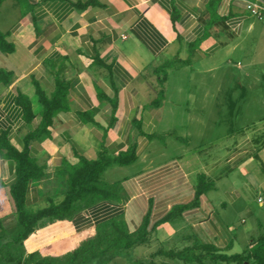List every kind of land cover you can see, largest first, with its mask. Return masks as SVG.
<instances>
[{
	"label": "crops",
	"instance_id": "obj_1",
	"mask_svg": "<svg viewBox=\"0 0 264 264\" xmlns=\"http://www.w3.org/2000/svg\"><path fill=\"white\" fill-rule=\"evenodd\" d=\"M245 1L0 3V32L14 46L12 53L0 50V70L11 77L0 86V135L23 150L40 122L33 83L47 96L56 73L68 84L67 109L56 114L50 137L28 144L42 176L29 183L26 207L58 199L77 155L94 160L101 151L114 157L129 148L136 154L133 164L103 173L115 200L83 207L67 220L45 219L13 245L6 231L15 223L9 195L15 165L0 157L2 263L16 257L18 264L19 255L34 252L68 256L60 233L118 219L129 234L146 225L147 242L133 249L140 251L137 260L198 242L240 257L204 264H257L254 255L264 256L258 245L264 240V20L248 15ZM155 70L166 73L162 87ZM19 95L31 101L29 124ZM177 207L184 208L179 216L156 225ZM41 239L47 243L33 248ZM152 262L186 264L162 256ZM108 264L132 263L118 257Z\"/></svg>",
	"mask_w": 264,
	"mask_h": 264
},
{
	"label": "trees",
	"instance_id": "obj_2",
	"mask_svg": "<svg viewBox=\"0 0 264 264\" xmlns=\"http://www.w3.org/2000/svg\"><path fill=\"white\" fill-rule=\"evenodd\" d=\"M3 0H0V3ZM200 40H198L199 42ZM0 50L5 53H12L14 46L6 40V34L0 32ZM158 76V84L162 87L166 79L165 71L160 75L159 70H155ZM10 74L0 70V86H6L10 82ZM37 103L40 106V122L37 127L31 130L24 138V149L17 150L8 140L7 133L0 135V157L11 160L15 165V183L9 189V195L14 208L15 223L12 229V240L10 245L21 243L34 233L40 226L41 221H62L70 219L77 211L83 207L96 204L103 200H115L116 192L112 186L103 182L104 171L114 165L127 166L136 160V154L133 148L111 157L104 151L98 154L94 160L87 159L84 156L77 155V163L67 168L66 189L60 194L57 200L48 199V204L42 208L29 209L25 205V194L29 183L42 176V168L28 154V144L34 140H42L50 137L54 126L55 116L59 111L67 109L68 84L60 77L58 73L54 78V91L47 96L37 82L33 83ZM162 93L160 94V97ZM159 97V98H160ZM17 104L23 111V119L29 124L35 118L32 104L29 99L19 95ZM205 180L203 175L199 176V185L197 192H202V184ZM206 187L205 189L208 188ZM183 207L174 208L166 216L157 222L156 225L166 223L179 216ZM0 230H4L0 223ZM96 242H89L88 247L77 248L70 254V260L60 262L49 260L42 257L39 253H31L28 259L20 260L18 264H108L113 259L121 257L132 264H154L152 259L156 256H162L169 260H180L183 263L204 264V260H210L215 263L218 261L239 262V256H226L218 253L211 245H203L194 242L192 246L181 250H162L159 249L151 254L147 260H137L132 257V250L148 240L146 225H143L133 234L127 233L121 220L110 219L95 226ZM107 234L104 236L103 234ZM264 241V240H263ZM260 241L258 245H263ZM101 245H104L101 247ZM256 248V247H255ZM257 264H264V256L254 255ZM5 261V258H3ZM0 264L2 260L0 259Z\"/></svg>",
	"mask_w": 264,
	"mask_h": 264
},
{
	"label": "rangeland",
	"instance_id": "obj_3",
	"mask_svg": "<svg viewBox=\"0 0 264 264\" xmlns=\"http://www.w3.org/2000/svg\"><path fill=\"white\" fill-rule=\"evenodd\" d=\"M13 230L14 229H9L6 232L8 234H12ZM103 235L107 236L106 233ZM58 236H62V237H60V239H61L60 244H62V247L64 244V250L67 251V253L65 255H68V253H69V255L65 256V257L64 256L63 257L51 256V257H48L47 259L57 260L60 262L69 261L70 257H71L70 254L72 253L73 250H76L77 248H80V247L86 248L89 246L88 245L89 242L95 243L96 239H97L96 231H95L94 227H92L90 229L83 230V231L79 232L78 234L73 233V231L71 232L69 230H65L64 232L60 233ZM45 243H47V241H42V239L39 241H36V242H34L35 246H33V248L41 246V245L43 246V244H45ZM103 246L104 245H101V247H103ZM149 248H151V247H148L147 249H149ZM139 252L140 251L132 250V253H131L132 257L137 258L138 257L137 255L139 254ZM29 254H31V253H26V255H19L18 258H20L21 261L22 260L26 261L28 259ZM119 258H121V257H119ZM122 259H124V258H122ZM13 260H14V264H15L16 263V257H13ZM175 264H176V262H175Z\"/></svg>",
	"mask_w": 264,
	"mask_h": 264
},
{
	"label": "built area",
	"instance_id": "obj_4",
	"mask_svg": "<svg viewBox=\"0 0 264 264\" xmlns=\"http://www.w3.org/2000/svg\"><path fill=\"white\" fill-rule=\"evenodd\" d=\"M244 5L249 16L264 20V0H246Z\"/></svg>",
	"mask_w": 264,
	"mask_h": 264
}]
</instances>
